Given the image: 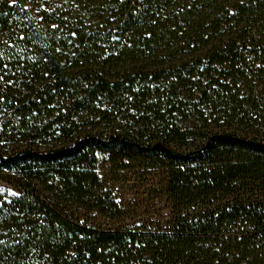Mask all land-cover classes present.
<instances>
[{
	"label": "trees",
	"instance_id": "1",
	"mask_svg": "<svg viewBox=\"0 0 264 264\" xmlns=\"http://www.w3.org/2000/svg\"><path fill=\"white\" fill-rule=\"evenodd\" d=\"M0 76V264H264V0H0Z\"/></svg>",
	"mask_w": 264,
	"mask_h": 264
},
{
	"label": "snow or ice",
	"instance_id": "2",
	"mask_svg": "<svg viewBox=\"0 0 264 264\" xmlns=\"http://www.w3.org/2000/svg\"><path fill=\"white\" fill-rule=\"evenodd\" d=\"M52 27H57L56 25H52ZM73 35H75V33H73ZM20 39H24L23 36L20 37ZM57 51H59V48L56 49ZM4 67H7V65H4ZM45 75H47V73H45ZM3 79V76H0V80ZM9 84L12 83V81H8ZM4 189L0 188V192H3ZM9 192L12 194V195H17V193H14V192H11V190H9Z\"/></svg>",
	"mask_w": 264,
	"mask_h": 264
}]
</instances>
